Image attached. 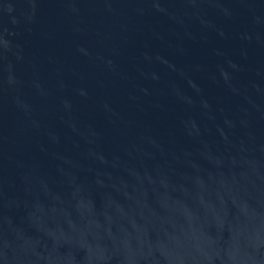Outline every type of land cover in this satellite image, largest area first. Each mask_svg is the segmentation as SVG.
I'll list each match as a JSON object with an SVG mask.
<instances>
[{
	"label": "water",
	"instance_id": "obj_1",
	"mask_svg": "<svg viewBox=\"0 0 264 264\" xmlns=\"http://www.w3.org/2000/svg\"><path fill=\"white\" fill-rule=\"evenodd\" d=\"M0 264H264V0H0Z\"/></svg>",
	"mask_w": 264,
	"mask_h": 264
}]
</instances>
